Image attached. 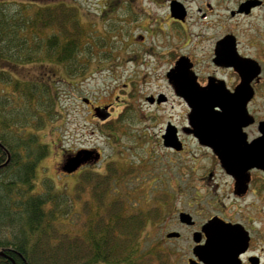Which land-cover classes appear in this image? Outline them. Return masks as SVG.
<instances>
[{
    "label": "flooded vegetation",
    "instance_id": "flooded-vegetation-1",
    "mask_svg": "<svg viewBox=\"0 0 264 264\" xmlns=\"http://www.w3.org/2000/svg\"><path fill=\"white\" fill-rule=\"evenodd\" d=\"M123 7L122 32H115L121 50L106 66L129 73L120 97L127 106L106 123L125 126L141 77H163L166 86L145 94L144 103L180 109L177 119L165 118L156 141L170 154L169 178L184 186L189 208L177 205L170 219L177 231L166 221L164 242L186 232V264H264V0H123ZM135 24L142 33L130 31ZM173 133L176 143L167 138Z\"/></svg>",
    "mask_w": 264,
    "mask_h": 264
},
{
    "label": "trees",
    "instance_id": "trees-1",
    "mask_svg": "<svg viewBox=\"0 0 264 264\" xmlns=\"http://www.w3.org/2000/svg\"><path fill=\"white\" fill-rule=\"evenodd\" d=\"M112 6L101 5V15ZM84 14L67 0H0V264H172L176 253L162 239L144 248L149 227L172 210L170 195L139 190L134 200L125 188L133 169L115 162L105 172L85 169L73 194L55 190L50 179L37 189V168L49 151L38 131L55 114L57 87L40 72L22 78L10 67L60 64L81 78L95 62L111 64L121 50L115 32H122V13L105 18V31Z\"/></svg>",
    "mask_w": 264,
    "mask_h": 264
},
{
    "label": "rangeland",
    "instance_id": "rangeland-1",
    "mask_svg": "<svg viewBox=\"0 0 264 264\" xmlns=\"http://www.w3.org/2000/svg\"><path fill=\"white\" fill-rule=\"evenodd\" d=\"M67 1L70 4H81L86 10V14L82 18L88 22L97 21L96 24L101 31H105L108 26L107 23L105 27L103 26L105 18L111 14L121 15L123 7V0ZM106 4L113 5V9L109 10L108 16L104 12L101 15L100 12L101 5L106 6ZM150 12L156 16L159 14V10L158 12L156 10ZM136 25L131 26L130 30L134 31L135 35L142 33ZM43 65V62H33L24 66H8V68L10 67L13 70L15 76L22 78L28 77L32 79L40 72L44 74L41 77L42 80H48L49 83L52 82L57 87L55 91L57 107L54 108L55 114L50 119L52 121L46 119L45 127L38 131L41 140L48 144L49 151L41 159L37 168V189L40 190L43 180L50 179L54 184L55 190L73 194L75 184L79 181L83 170L105 172L107 162L112 159L116 160L120 164L118 166H121L122 169H133V173L130 172L132 175L129 177L128 185H125V188L128 192L137 194L133 196L134 200L139 198V190L146 194L148 192H150L149 194H154L155 191L160 194L169 190L167 188H170V183H172L170 190L174 194V198L171 201L173 206L171 212H169L170 218L169 220H162L161 226L149 227L148 231L150 233L153 231V234L149 235V241L144 244V248H149L152 246L151 243H157L162 239L166 248L175 249L172 250L176 253L172 264H186L185 261L188 256L187 233L184 232V236L180 239L167 238L165 242L164 240L168 231H177L173 228V223L170 219H172V214L177 211V205L184 210L189 208L188 201L190 196L180 195L181 189L185 191L184 186L180 189L175 185L176 183L170 180L168 170V156L170 154L166 153L160 143L156 141L162 132V123L165 122V118L174 115L175 119H177L180 109L168 108L156 111L144 103L145 94H149L153 88H158V84H160L159 88H163V84L165 86L163 77L157 78L155 82H152L153 79L149 77L139 78V91L130 100L132 110L125 117V126L119 125L117 130L109 131L105 130L103 125L109 119L116 120L118 115L121 116L123 108L127 106V102L120 100V97L123 98L125 96L122 90L124 89L123 85L129 82L127 76L129 73L127 74L123 67L115 68V71H112L110 66H103V62H95L92 67V69L96 67L93 69V73L77 78L68 75L60 64ZM3 66L4 64L1 65V67ZM162 70L161 68L157 74L161 75ZM85 98L89 99L97 108H100L101 114L107 113L106 116L104 118L97 117L93 108L84 102ZM110 106L111 109H109ZM153 138H155V141ZM80 148H96L101 153L100 161L70 174L65 173L61 170L60 165L62 154L75 152ZM181 158V156H178L179 162H181ZM129 161L131 164L128 166L127 163ZM191 191L194 192L193 189ZM166 221L171 224L168 231H166Z\"/></svg>",
    "mask_w": 264,
    "mask_h": 264
},
{
    "label": "water",
    "instance_id": "water-1",
    "mask_svg": "<svg viewBox=\"0 0 264 264\" xmlns=\"http://www.w3.org/2000/svg\"><path fill=\"white\" fill-rule=\"evenodd\" d=\"M96 112L97 114L104 118L106 116V114H101L98 110V108L96 109ZM203 110L202 109H196L194 110V115H198L199 113H202ZM200 117V121L197 125V130H196V134L198 135V137L200 138L201 141H204V137H203V134H204V130H203V118H201L202 116H199ZM167 138L169 139L170 142L172 143H176V137H175V134H170L167 136ZM0 146H2L3 148H5L1 142H0ZM7 150V149H6ZM8 151V150H7ZM100 157V153L95 150V149H87V148H82L80 150H78L76 153H73V154H69L66 159H65V163L64 165L61 167L62 170L66 171V172H73L75 171L76 169H78L82 164H85L87 162H95L99 159ZM10 159V154L8 153V159L7 161L4 163L6 164ZM181 217L182 219L184 220H187L188 218H190L189 214L185 213V212H182L181 213ZM178 233H175V232H171L168 234L169 237L171 236H176ZM199 253V256L201 257V252L198 251ZM0 255H5V253L3 251H0Z\"/></svg>",
    "mask_w": 264,
    "mask_h": 264
}]
</instances>
